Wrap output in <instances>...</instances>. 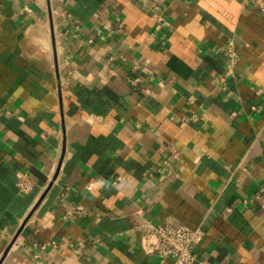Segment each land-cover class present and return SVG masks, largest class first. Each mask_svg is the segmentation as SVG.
I'll return each instance as SVG.
<instances>
[{"label":"crops","instance_id":"obj_1","mask_svg":"<svg viewBox=\"0 0 264 264\" xmlns=\"http://www.w3.org/2000/svg\"><path fill=\"white\" fill-rule=\"evenodd\" d=\"M147 222L202 229L205 264H264V14L0 0V264H174Z\"/></svg>","mask_w":264,"mask_h":264},{"label":"built area","instance_id":"obj_2","mask_svg":"<svg viewBox=\"0 0 264 264\" xmlns=\"http://www.w3.org/2000/svg\"><path fill=\"white\" fill-rule=\"evenodd\" d=\"M244 2L256 6L264 14V0H244ZM159 21L163 25L169 26L164 19L159 18ZM97 33L100 34L101 31H97ZM92 42L93 39L90 40V43ZM226 55L228 57L227 71L229 75H233L239 61L238 54L233 46H228ZM123 180L124 176L118 175L115 183H120ZM16 185L19 192L24 195L30 194L35 187V183L29 173L22 171L17 173ZM81 211L82 208L79 207L78 212ZM143 229L144 235L141 247L146 254H155L159 256L162 262L171 258L174 264H205L194 253L195 246L204 237L202 229H192L185 225H154L150 222L145 223Z\"/></svg>","mask_w":264,"mask_h":264},{"label":"water","instance_id":"obj_3","mask_svg":"<svg viewBox=\"0 0 264 264\" xmlns=\"http://www.w3.org/2000/svg\"><path fill=\"white\" fill-rule=\"evenodd\" d=\"M7 252H8V251H6V253L3 255V258H2V260H3V259L6 257V255H7Z\"/></svg>","mask_w":264,"mask_h":264}]
</instances>
